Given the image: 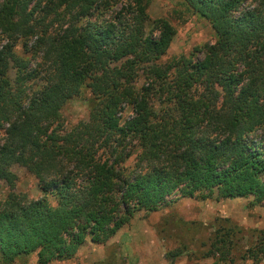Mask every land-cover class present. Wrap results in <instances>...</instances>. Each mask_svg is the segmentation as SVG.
<instances>
[{
	"label": "trees",
	"instance_id": "trees-1",
	"mask_svg": "<svg viewBox=\"0 0 264 264\" xmlns=\"http://www.w3.org/2000/svg\"><path fill=\"white\" fill-rule=\"evenodd\" d=\"M148 1L0 0V180L13 188L19 164L43 191L0 201V264L70 259L174 196L264 201V0H183L215 41L167 60L175 29L166 17L146 29ZM87 87L88 119L61 130L60 110ZM223 220L214 264L233 263L243 231ZM258 234L241 259L264 264Z\"/></svg>",
	"mask_w": 264,
	"mask_h": 264
},
{
	"label": "rangeland",
	"instance_id": "rangeland-1",
	"mask_svg": "<svg viewBox=\"0 0 264 264\" xmlns=\"http://www.w3.org/2000/svg\"><path fill=\"white\" fill-rule=\"evenodd\" d=\"M147 9L150 15L147 30H150L157 17L168 18L175 29L171 46L162 57L163 60L183 54L203 56V45L215 41L211 23L188 8L183 0H149ZM16 49L19 54L28 56L20 42ZM15 69L16 66L11 68L12 74ZM144 81L140 75L137 78L138 86ZM90 95L91 91L87 87L83 94L65 103L55 125L59 123L61 130L69 132L80 121L88 119L85 97ZM121 113L123 118L133 111L126 105ZM4 131V128L0 129V143ZM132 148L135 150L134 146ZM136 156L134 151L127 163L133 166L137 161ZM12 169L16 173L15 185L10 188L5 180H0V201L9 190L20 192L29 199L43 195L35 174L19 164ZM170 200L168 205L156 210L137 211L131 221L105 244L93 243L88 237L72 258L54 260L51 264H214L215 258L208 256V252L217 226L226 221L223 220L225 217L243 227V231L237 235V245L232 250L234 260L231 264H256L252 259H241V254L257 242L260 229H264V201L255 204L253 196L208 199L174 196ZM172 251H177L178 255L171 256ZM261 263L259 261L258 264ZM12 264H37L36 253H31L26 263L15 260Z\"/></svg>",
	"mask_w": 264,
	"mask_h": 264
}]
</instances>
